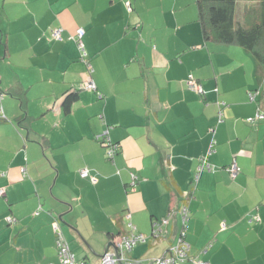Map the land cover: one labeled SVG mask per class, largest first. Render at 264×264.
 Wrapping results in <instances>:
<instances>
[{"label": "crops", "instance_id": "obj_1", "mask_svg": "<svg viewBox=\"0 0 264 264\" xmlns=\"http://www.w3.org/2000/svg\"><path fill=\"white\" fill-rule=\"evenodd\" d=\"M0 92V264H57L54 221L85 264L130 221L147 237L125 256L146 264L175 242L178 213L149 234L184 191L190 256L264 264V67L205 39L196 0H0Z\"/></svg>", "mask_w": 264, "mask_h": 264}, {"label": "built area", "instance_id": "obj_2", "mask_svg": "<svg viewBox=\"0 0 264 264\" xmlns=\"http://www.w3.org/2000/svg\"><path fill=\"white\" fill-rule=\"evenodd\" d=\"M83 33L82 27H77L74 36H70L75 38L78 47L82 51V55L85 53L83 48V43L81 40V35ZM52 35L59 38L60 37V28H54L52 31ZM187 86L190 89L196 90L201 92V86L196 81L191 73H189L186 77ZM83 84L87 88H94L95 83L93 79L88 76L84 81ZM1 95V92H0ZM254 94L250 93V98H253ZM251 118L261 119L264 118V110L257 109L255 114ZM221 120V112L218 113L217 121ZM213 130V127L210 128ZM213 142V140H212ZM117 145L109 143V148L107 149V154L111 156L113 152L116 150ZM212 149H208L211 151ZM203 168H210V164L206 161L205 156L199 157V162L197 163L194 178L198 176V172ZM228 170L231 175H235L237 171V163L235 159H233L230 164L228 165ZM80 175L85 177L87 176V170L81 169ZM136 176L131 174V185H134ZM4 193V188L0 187V195ZM187 192L184 191L182 193V202L179 204L178 207H172L168 209L166 215L161 216L159 219H155L152 221V229L149 236H159L163 232L166 231V224L168 222V217L174 213H178L180 216V227L178 230V235L175 242L171 243L167 250L157 256L150 259L148 263L151 264H180L185 260L191 259L193 264H209V261L206 259H200L194 256H190L189 249L190 245L188 241L185 239V234L187 231V220H188V207H187ZM7 219H11L9 216ZM130 232L123 233L119 235L117 240H112V245H109L108 249L100 256L98 262L96 264H120V261L124 263H130L129 260L126 258L125 254L129 251L132 246L137 241H144L147 235L143 233L134 232V225L128 221L127 223ZM53 229L55 230L56 236V248H57V256H58V263L57 264H85L84 260L76 258L74 252L70 249L68 242L64 239L58 224L56 221L52 222ZM136 262H140L139 260H135Z\"/></svg>", "mask_w": 264, "mask_h": 264}, {"label": "trees", "instance_id": "obj_3", "mask_svg": "<svg viewBox=\"0 0 264 264\" xmlns=\"http://www.w3.org/2000/svg\"><path fill=\"white\" fill-rule=\"evenodd\" d=\"M196 7L205 39L240 44L264 67V0H196ZM75 97V91L69 92L64 102L68 104Z\"/></svg>", "mask_w": 264, "mask_h": 264}, {"label": "water", "instance_id": "obj_4", "mask_svg": "<svg viewBox=\"0 0 264 264\" xmlns=\"http://www.w3.org/2000/svg\"><path fill=\"white\" fill-rule=\"evenodd\" d=\"M109 245H112V241H109V242L106 244L104 252L108 249ZM104 252H103V253H104ZM103 253H102V254H103ZM102 254H101V255H102ZM101 255H100V256H101ZM120 264H144V263H141V262H134V263H133V262H130V263H124V262L120 261ZM146 264H151V263H146Z\"/></svg>", "mask_w": 264, "mask_h": 264}, {"label": "rangeland", "instance_id": "obj_5", "mask_svg": "<svg viewBox=\"0 0 264 264\" xmlns=\"http://www.w3.org/2000/svg\"><path fill=\"white\" fill-rule=\"evenodd\" d=\"M239 5H240V2H239V4H237V7H236V15H237V11L239 10ZM238 13H239V11H238ZM128 252V251H127ZM145 260V259H144Z\"/></svg>", "mask_w": 264, "mask_h": 264}]
</instances>
